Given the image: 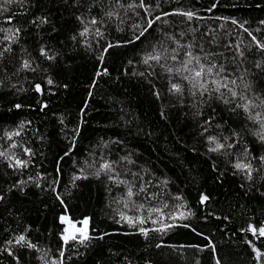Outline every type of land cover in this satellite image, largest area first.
I'll return each mask as SVG.
<instances>
[{"label":"trees","instance_id":"obj_1","mask_svg":"<svg viewBox=\"0 0 264 264\" xmlns=\"http://www.w3.org/2000/svg\"><path fill=\"white\" fill-rule=\"evenodd\" d=\"M139 2L0 0V264H52L60 251L63 264H264L253 251L264 236L248 231L264 226V142L250 118L264 116V0L127 7ZM190 43L238 97L211 83L201 95L175 72ZM149 54L161 59L145 64ZM209 137L225 147L210 151ZM61 216L87 218L92 239L65 245Z\"/></svg>","mask_w":264,"mask_h":264},{"label":"snow or ice","instance_id":"obj_2","mask_svg":"<svg viewBox=\"0 0 264 264\" xmlns=\"http://www.w3.org/2000/svg\"><path fill=\"white\" fill-rule=\"evenodd\" d=\"M8 3H11L12 0H7ZM116 3L120 6V7H125V5L122 3V0H116ZM128 8H134V7H141L144 8L146 7L144 0H140L139 4H135V3H130L127 5ZM182 15H186L189 19L192 18V16L194 15L192 12H187V13H180ZM107 16L111 17L113 15V13L111 11L106 13ZM164 15H169V13H164ZM161 17L160 16H156L155 19H149L147 21V27L143 28L139 35L135 37L136 40H139L141 36H144V34L153 27V24L155 23V21L160 20ZM90 23L92 24H97L98 21L93 18ZM233 23H236V21H233ZM261 23H264V21H262ZM139 27V26H136ZM245 31H247V29H245ZM88 32V28L85 27L84 31L80 33L81 36L85 35ZM249 35L251 36L252 34L249 32ZM75 38V37H74ZM253 41L256 40L255 36H252ZM132 42V41H129ZM179 43V42H177ZM109 48L113 47V45L109 44L108 45ZM182 47H187L189 50L187 52L184 53L186 59L183 60L181 62V66L179 68L175 69V72L177 74L180 73H184V75L182 76V79H184L185 81H187L188 83L191 84L192 89L198 90L201 92V95H203L204 92H208L209 89V83H211L212 85H215V91L220 92L221 88H228L226 83H221L220 79H210L212 77H220L221 73H223L225 71L223 65H217L215 63L210 62L209 57L207 54H205L203 56V58L200 55L195 54L191 49L194 47L193 44H188ZM257 47L260 48L261 50H264V43H259L257 42ZM9 49H6L5 51H8ZM105 51H107V49H105ZM175 51V50H173ZM201 51H203V49H201ZM3 53L0 52V56H2ZM41 55H45L47 56L46 51L42 48L41 49ZM242 55V53H241ZM48 59H53L52 56H47ZM176 56H173L172 59L176 60ZM161 59L160 55H152L149 54L148 56H146L144 63L147 64L150 60H154V61H159ZM202 61H206V62H202ZM29 62L27 60H25L23 62L22 67L24 69H28L29 68ZM259 67V65H257ZM219 69L218 71H214L216 69ZM168 72H173V68H168L167 69ZM100 73H98L99 75ZM224 79L226 80V77H224ZM49 84L52 83L51 80L48 81ZM231 84L235 85L236 81L232 80ZM247 87V85L245 86ZM36 90L39 92L40 91V85L37 84L36 85ZM171 90L174 93H180L182 92V88L181 85L179 83H172L171 85ZM228 91L231 92V95L233 98L238 97V93L236 91H233L231 88H228ZM193 95H196V92L193 91L192 93ZM221 96H223V92H220ZM239 99H245V97L243 96H239ZM227 102V101H226ZM261 104H264V98H261L260 101ZM257 105L254 104V102L252 101H248L247 103L244 104H237V107L239 108H243V110L245 112H249L250 108L252 107H256ZM17 108L20 107V105L16 106ZM250 118L253 119L256 122H259L260 125V131L256 133V135L259 137L261 142H264V116H262L261 113L257 112L255 114V116H251ZM12 135H19V132L16 133H12L10 134L9 138H11ZM209 140L212 142L216 143L215 148H211L210 151H219L221 149H223L225 147V145L223 143H219L216 142V138L215 137H209ZM233 145L229 144L228 147H232ZM25 151H28L27 149ZM4 155V153L0 152V156ZM65 155H68V153H65ZM261 161H264V156H261L259 158ZM16 166H26L25 162L22 160L17 159L15 161ZM11 166V165H10ZM234 167L237 170H246L248 173V178L251 179L252 178V165L251 163H236L234 165ZM101 170L102 171H111V165L107 162L103 163L101 165ZM77 179L79 177H76ZM110 179H112L113 177H109ZM119 183H126V181L120 180ZM144 189L141 188L140 192H143ZM135 193L132 190V187H128L127 189V196L130 198L134 195ZM208 199L207 196H201V202L203 203L204 201H206ZM165 207H167V205H165ZM153 211H160L159 209H153ZM183 215V214H182ZM123 219H127L126 217H123ZM61 223L62 224H66L67 227H65L63 229V233L61 235V239L64 242V244L66 245L69 241H77L80 244H85V242L89 241L90 239H92V237L88 234V219L85 218L84 220H82L80 223L83 225V227H77L76 223H73L72 220L69 219V217L67 216H61L60 217ZM140 224L144 223L143 219H140L138 221ZM155 222V221H154ZM129 223H131V221H129ZM165 227H170L168 225H166ZM157 231H162L163 229H156ZM141 233H143L144 235H147V230L141 228L140 229ZM248 231H251L253 233V235H255L257 232L259 233L260 236H264V226L259 227V229L253 227L252 225H249ZM26 241V237L24 235H19L18 237H16V243L17 244H21L24 243ZM8 243H11V241H9ZM29 248H34L35 245L29 243L27 245ZM253 251L256 253V257L257 260L259 261V259L264 256V253H261L259 250H257L255 247H253ZM9 255H12L11 252H9ZM63 257H64V252L60 251L59 253V259L58 260H53L52 264H63ZM45 264H47V261H45ZM217 264H219V261L217 262Z\"/></svg>","mask_w":264,"mask_h":264},{"label":"rangeland","instance_id":"obj_3","mask_svg":"<svg viewBox=\"0 0 264 264\" xmlns=\"http://www.w3.org/2000/svg\"><path fill=\"white\" fill-rule=\"evenodd\" d=\"M77 227H83V225L81 223H79V224H77ZM87 230H89V226H88V229Z\"/></svg>","mask_w":264,"mask_h":264},{"label":"bare ground","instance_id":"obj_4","mask_svg":"<svg viewBox=\"0 0 264 264\" xmlns=\"http://www.w3.org/2000/svg\"><path fill=\"white\" fill-rule=\"evenodd\" d=\"M2 131V130H1Z\"/></svg>","mask_w":264,"mask_h":264}]
</instances>
